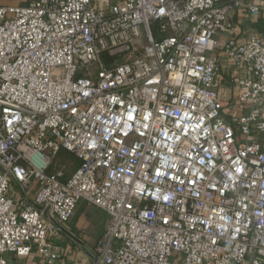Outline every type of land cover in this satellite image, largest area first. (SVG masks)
Listing matches in <instances>:
<instances>
[{
    "label": "built area",
    "instance_id": "obj_1",
    "mask_svg": "<svg viewBox=\"0 0 264 264\" xmlns=\"http://www.w3.org/2000/svg\"><path fill=\"white\" fill-rule=\"evenodd\" d=\"M240 10L264 0L0 5V264H55L82 202L93 264H264V34L218 39ZM220 48L249 73L230 122Z\"/></svg>",
    "mask_w": 264,
    "mask_h": 264
},
{
    "label": "crops",
    "instance_id": "obj_2",
    "mask_svg": "<svg viewBox=\"0 0 264 264\" xmlns=\"http://www.w3.org/2000/svg\"><path fill=\"white\" fill-rule=\"evenodd\" d=\"M32 1L34 0H0V5L25 6ZM261 18L264 16L251 15L244 10L238 11L234 17V27L221 32L219 42L223 45L234 40L237 44H242L249 34H264L259 23ZM216 54L220 59L216 85L225 103L222 116L230 122L232 115L240 113L238 94L242 88L239 81L246 79L249 73L228 59L222 48L218 49ZM243 112H247V109ZM33 194L34 192L31 193ZM107 227L108 217L102 210L84 202L80 203L72 219L66 223L64 231L53 239L54 249L60 256L55 264H93V251L104 237ZM11 260L13 264H45L36 251L28 258Z\"/></svg>",
    "mask_w": 264,
    "mask_h": 264
},
{
    "label": "rangeland",
    "instance_id": "obj_3",
    "mask_svg": "<svg viewBox=\"0 0 264 264\" xmlns=\"http://www.w3.org/2000/svg\"><path fill=\"white\" fill-rule=\"evenodd\" d=\"M53 165L55 167H58V169H64V171L67 172V175H70L78 166V161L76 157L73 154H68V153H59L58 156L56 157ZM52 165V168H53ZM52 170V169H51ZM17 187H11V193L16 190Z\"/></svg>",
    "mask_w": 264,
    "mask_h": 264
},
{
    "label": "trees",
    "instance_id": "obj_4",
    "mask_svg": "<svg viewBox=\"0 0 264 264\" xmlns=\"http://www.w3.org/2000/svg\"><path fill=\"white\" fill-rule=\"evenodd\" d=\"M263 16H264V15H263ZM259 23H260V28H261L262 30H264V18H261V20L259 21ZM63 152L68 153V154H71V153H69V152H67V151H65V150L61 151L60 154L63 153ZM76 159H77V158H76ZM77 161H78V166H79L80 161H79L78 159H77ZM78 166H77V168H78ZM77 168H76V169H77ZM54 169L56 170V169H58V167H55V165H53V168H52L51 171H54ZM76 169H75V170H76ZM63 170H64V169H63ZM75 170H74V171H75ZM74 171H73V172H74ZM73 172H72V173H73ZM65 173H66V175H67V172H66V171H65ZM72 173H71V174H72ZM71 174H70V175H71ZM70 175H67V176H70Z\"/></svg>",
    "mask_w": 264,
    "mask_h": 264
}]
</instances>
